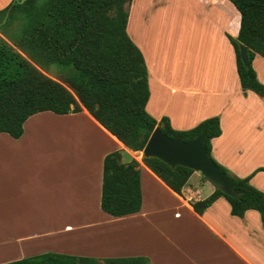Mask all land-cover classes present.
<instances>
[{
	"label": "crops",
	"instance_id": "obj_1",
	"mask_svg": "<svg viewBox=\"0 0 264 264\" xmlns=\"http://www.w3.org/2000/svg\"><path fill=\"white\" fill-rule=\"evenodd\" d=\"M12 0H0V10ZM240 15L228 0H131L126 34L141 52L146 113L188 131L217 117L211 156L264 193V97L242 93L236 57ZM252 67L264 85V57ZM18 139L0 133V264L47 253L95 259L144 257L150 264H264V223L242 218L217 198L202 215L189 201L214 186L193 173L172 192L141 160V208L113 217L101 210L103 161L134 154L83 107L32 115ZM135 160V159H134ZM262 169V171H258Z\"/></svg>",
	"mask_w": 264,
	"mask_h": 264
},
{
	"label": "trees",
	"instance_id": "obj_2",
	"mask_svg": "<svg viewBox=\"0 0 264 264\" xmlns=\"http://www.w3.org/2000/svg\"><path fill=\"white\" fill-rule=\"evenodd\" d=\"M228 1L240 15L238 36L229 41L242 93L251 91L264 97V85L256 79L252 67L255 55L264 57V0ZM130 3L131 0H12L0 10V133L18 139L23 123L32 115L46 111L66 115L82 107L131 152L143 150L156 126L168 137H182L184 141L205 131L208 156L227 175L239 197L214 189L203 200L189 201L193 211L202 215L223 197L232 216L242 218L247 210H255L264 223V193L249 183L252 175L238 178L211 156L210 141L221 133L217 117L191 130L175 131L167 118L157 122L146 113L149 89L145 62L125 30ZM241 45L247 49L246 64L241 59ZM52 70L56 78L47 75ZM141 161L182 197L194 171L181 166L170 168L155 158ZM138 166L134 159L122 163L120 151L105 156L100 198L103 212L121 217L140 211ZM200 179L206 181L201 175ZM5 264L150 263L144 257L99 260L47 253Z\"/></svg>",
	"mask_w": 264,
	"mask_h": 264
},
{
	"label": "water",
	"instance_id": "obj_3",
	"mask_svg": "<svg viewBox=\"0 0 264 264\" xmlns=\"http://www.w3.org/2000/svg\"><path fill=\"white\" fill-rule=\"evenodd\" d=\"M4 22L5 19L2 23ZM240 55L246 64L247 49L245 46H240ZM205 137L206 132L202 131L187 141H184L182 137L170 138L162 133L160 126H156L141 151L142 158H155L170 168L177 166L188 168L204 177L223 194L238 198L239 195L234 191L230 179L208 156ZM121 160L126 164L132 159L129 155L121 154Z\"/></svg>",
	"mask_w": 264,
	"mask_h": 264
},
{
	"label": "rangeland",
	"instance_id": "obj_4",
	"mask_svg": "<svg viewBox=\"0 0 264 264\" xmlns=\"http://www.w3.org/2000/svg\"><path fill=\"white\" fill-rule=\"evenodd\" d=\"M14 27L12 28V29H10V31L11 32H14ZM47 75L49 76V77H51V78H56V72L55 71H50L49 73H47ZM133 157V159H135L136 161H139V160H141L142 159V154H141V152H139V153H136V154H134V156H132Z\"/></svg>",
	"mask_w": 264,
	"mask_h": 264
}]
</instances>
